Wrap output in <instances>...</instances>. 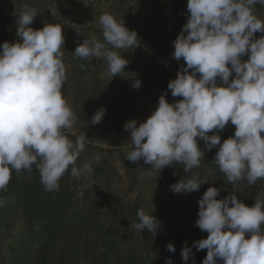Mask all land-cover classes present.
I'll use <instances>...</instances> for the list:
<instances>
[{
    "label": "clouds",
    "instance_id": "9594fccd",
    "mask_svg": "<svg viewBox=\"0 0 264 264\" xmlns=\"http://www.w3.org/2000/svg\"><path fill=\"white\" fill-rule=\"evenodd\" d=\"M257 4L264 6V0H188V20L173 53L186 67L181 65L167 86L173 97L182 99L170 104L166 92L146 122L125 124L133 146L128 161L143 160L152 170L181 164L192 173L204 158L199 137L208 151L219 146L214 163L226 181L235 185L246 180L253 186L264 179V35L256 39L257 32L264 33V20L255 14ZM15 14L19 40L0 45V191L6 190L13 172H30L35 165L41 184L53 192L69 169L77 179L93 172L92 162L76 163L90 139L85 132L73 142L65 133L77 117L62 92L67 82L62 27H29L38 15L33 6ZM99 24L104 42L85 39L72 54L103 60L109 75H122L129 61L115 50L139 47L138 34L109 13L100 16ZM141 86L139 79L131 84ZM105 114V108L97 110L91 123H101ZM229 122L236 128L234 137L221 143L218 132ZM100 159L96 153L93 162ZM204 183L192 173L170 190L192 193ZM220 191L209 187L199 201L196 226L209 234L194 245L197 251L208 250L203 264H264V200L256 198L249 207L235 194L217 199ZM137 217L131 227L157 235L160 222L153 215L140 209ZM167 249L176 251L172 243ZM181 255L188 261L191 249L184 247Z\"/></svg>",
    "mask_w": 264,
    "mask_h": 264
},
{
    "label": "rangeland",
    "instance_id": "374dc122",
    "mask_svg": "<svg viewBox=\"0 0 264 264\" xmlns=\"http://www.w3.org/2000/svg\"><path fill=\"white\" fill-rule=\"evenodd\" d=\"M166 3H173V0H0V45L4 42L17 43L16 20L18 19L17 11H21L25 5L33 6L37 9L38 15L29 27L34 30H42L47 24H59L63 30L65 44L61 51L63 52V62L66 66L67 82L62 89L63 95L67 99L68 104L72 108L77 117V123L73 129L65 130L69 135H80L86 132L90 139L86 141L85 149L81 152L78 158V167H82L84 163L91 162V159L96 153L103 154L117 168L122 170L121 149L113 148L103 143L107 139L113 137L118 140L121 134L120 127H125V124L131 120H137L139 123H144L151 114L158 108L159 97L164 95V88L171 77V61L174 53V41L171 35V29L179 31L178 22L173 25L170 16L167 14ZM188 0H183L181 5L183 11L187 10ZM104 13L115 14L118 22H124L125 26L130 30H134L138 34L140 45L132 49H116L122 57L129 61L128 66L122 75L115 77L108 74L107 63L103 60L90 58L82 60L74 57L72 54L76 47L83 43L85 39L92 40L93 38L103 41L102 26L99 24V18ZM15 14V15H14ZM97 21L94 26L87 19ZM187 16L183 22V26L187 23ZM183 30V28H182ZM156 35L159 38L165 36V45L161 54H145L148 45H150V37ZM76 41V45L74 42ZM162 43V41H161ZM147 45L146 47L143 45ZM106 47H111L106 45ZM169 47V48H168ZM170 51H169V50ZM2 50V49H0ZM167 52L169 55L167 64L165 62ZM174 59V58H173ZM175 60V59H174ZM170 61V62H169ZM247 61V59H244ZM179 69L181 65L186 67L183 59L177 61ZM81 64L85 67L81 68ZM171 70V72H170ZM139 79L142 81V86L139 89H134L131 84ZM161 93L156 94V91ZM182 97L167 96L170 104L181 100ZM105 108L106 114L101 123L93 125L91 123L93 115L97 110ZM125 130L122 131L124 133ZM94 145L93 148L92 145ZM131 147V146H130ZM127 148V151H130ZM76 162V163H77ZM139 181L142 179L144 201L146 207L160 209L159 215L166 223H170L173 228L183 225L185 228L196 226V221L199 218V202L190 203L184 198V193H174L171 191V185L178 183L180 180L194 175L197 168L192 169V173L184 171L182 167H176L175 171L166 166L163 169L152 170V166L145 164L140 160ZM93 172L80 179L70 175V169L65 173V180L68 181V186L75 187L76 185H84L92 187L89 181L92 180ZM34 176V177H32ZM28 179L41 180L39 171L33 166L32 171L22 170L19 173H12V181L18 178L26 182ZM38 178V179H37ZM84 180V181H83ZM94 189L100 187V182L96 178ZM101 181V177H100ZM11 183L10 189L6 191L1 199L5 203H19L18 198L13 193V188L16 187ZM114 191L118 193V201L127 203L130 201V188L126 182L120 181L115 184ZM12 197V198H11ZM84 200L83 198L81 199ZM87 203H75V208L93 207L91 200H86ZM197 202V203H196ZM61 206L63 203H59ZM101 204V203H100ZM99 204V206H100ZM147 210V209H146ZM148 211V210H147ZM101 225L94 224L91 220L87 225H81V219L75 220L76 225H71L67 231L71 241L88 242L94 241L89 239L87 234L94 232L99 235L98 241L100 246H106L113 243V237L108 236L113 225L114 215L116 211L101 210ZM96 219V218H95ZM93 219V220H95ZM10 235L14 237V241L22 242L27 234L23 231L20 218L15 219ZM189 223V224H188ZM94 224V225H93ZM95 226V227H94ZM94 227V230H91ZM199 229V227H198ZM197 235L208 236L207 232L199 229ZM13 241V240H12ZM92 243V242H91ZM140 244L135 243L131 248H138ZM93 248V246H92ZM96 252V254H95ZM103 248L92 251L90 258L98 257V253H103ZM125 255V252L122 253Z\"/></svg>",
    "mask_w": 264,
    "mask_h": 264
},
{
    "label": "trees",
    "instance_id": "16d2710c",
    "mask_svg": "<svg viewBox=\"0 0 264 264\" xmlns=\"http://www.w3.org/2000/svg\"><path fill=\"white\" fill-rule=\"evenodd\" d=\"M62 1L65 2V0H58L59 3ZM182 1L173 0V3H166L167 14L170 16L171 22L173 25L178 22L177 26L180 28L179 31H175L174 27L171 29L172 39H176L182 32L183 22L187 16L188 11H183L181 8V5H185L181 4ZM254 11L261 20H264V6L257 4ZM111 15L117 19L115 14ZM87 20L94 26L97 25V21H92L91 18ZM262 35L264 33L257 32L256 39H259ZM165 36L162 38L156 35L150 37V45H148L145 54H154L155 56L161 54L166 43ZM76 44L75 41L74 45ZM143 46L146 47L147 45ZM168 56L171 55L167 52L166 64ZM241 59L243 62L244 59H248V56L245 55ZM172 60L173 62H169L171 65L175 64V66H171L172 72L171 70L170 72L172 75L163 90L164 94L167 92L169 97L172 95L167 86L170 81L177 77L180 71L177 60H174L173 57ZM155 93L159 95L161 91L157 90ZM124 128H119L121 136L118 140L111 137L103 142L109 147L126 148L121 149L125 151L120 152L123 156L121 158L122 170L117 169L103 154H100L101 159L99 162H93L92 158L94 174L92 180L89 181L93 185L92 187H86V182L80 187L77 185L75 187L68 186V181L63 176L59 181V190L48 192L41 182L34 178L28 179L26 177V182L21 181L20 178L16 181L10 180L16 186L13 188V193L18 198L19 203H5L1 199L9 196L5 195L11 187L9 182L6 190L0 191V202H2L0 203V264H166L168 259H171L173 264H203L208 250L197 251L194 245L196 241L206 239L207 236L197 235L199 229L192 226L193 221L190 224L188 223L190 228L181 225L176 229L170 223L162 220L159 215L160 209H148L144 205L143 185H140L143 180L139 181L140 161L127 160L133 146L131 145L130 133L127 131L122 133ZM235 130V126L229 122L223 131L218 132L221 136V143L230 137H234ZM213 134H217V132L209 133V135ZM66 135L73 142L78 136ZM197 141L200 149L204 151V158L195 174L208 183L202 184L199 191L184 193L185 199L193 203L195 201L193 197L195 196L199 202L209 187H216L221 190L217 199H224L235 194L241 202L249 207L255 205L256 198L264 200V179L257 180L253 186H249L246 180L238 181L233 185L226 181V178L214 163L219 146L208 151L205 143L199 137ZM93 147L94 145L91 148ZM127 148L131 150L126 153ZM176 167L183 168L181 164L169 165V169L178 171ZM96 178L98 183L100 182V187L94 189L97 185ZM123 180L131 190L130 201L127 203L118 201L119 195L114 191L115 184ZM87 199L91 200L90 203H92V206L94 205L93 207L75 208V203H87ZM59 203H63L62 206ZM140 209H143L146 214L153 215L160 222L157 235L153 236L147 229L140 232L131 227V225L139 222L137 212ZM101 210L116 211L113 225L109 231L110 234H108V236L113 237V243L100 246L99 235L94 232L87 234L89 239L94 240L91 241L92 243L90 241L89 243H74L71 241L67 231L71 225H76L75 220L81 219L83 222L81 225H87L90 220L96 225H101L99 214ZM17 218L21 220L23 231L30 234L22 242L14 241V237L10 235L15 224L14 221ZM94 227L91 230H94ZM136 242L140 244L139 249L131 248L130 245L134 246ZM169 243L174 245L175 253L168 251L167 245ZM184 247L191 249L188 261H184L181 255ZM101 248L104 252L97 254L100 258H90L92 251ZM123 252H125V255H122ZM218 264H223V261L218 260Z\"/></svg>",
    "mask_w": 264,
    "mask_h": 264
}]
</instances>
